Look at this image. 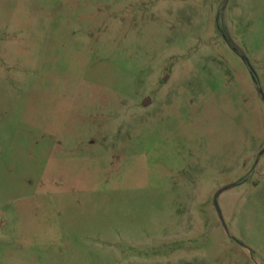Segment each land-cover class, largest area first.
Returning a JSON list of instances; mask_svg holds the SVG:
<instances>
[{"label": "rangeland", "instance_id": "obj_1", "mask_svg": "<svg viewBox=\"0 0 264 264\" xmlns=\"http://www.w3.org/2000/svg\"><path fill=\"white\" fill-rule=\"evenodd\" d=\"M0 264H264V0H0Z\"/></svg>", "mask_w": 264, "mask_h": 264}, {"label": "water", "instance_id": "obj_2", "mask_svg": "<svg viewBox=\"0 0 264 264\" xmlns=\"http://www.w3.org/2000/svg\"><path fill=\"white\" fill-rule=\"evenodd\" d=\"M262 153H263V151L261 152V154H262ZM215 205H216L217 210H218V212H219V214H220L221 220L223 221V217H222V215H221V211H220V208H219V205H218L217 201H216Z\"/></svg>", "mask_w": 264, "mask_h": 264}]
</instances>
